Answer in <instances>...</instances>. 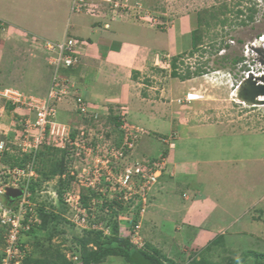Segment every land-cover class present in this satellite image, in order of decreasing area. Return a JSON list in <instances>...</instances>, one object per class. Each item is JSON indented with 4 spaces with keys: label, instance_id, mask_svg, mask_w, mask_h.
Instances as JSON below:
<instances>
[{
    "label": "rangeland",
    "instance_id": "374dc122",
    "mask_svg": "<svg viewBox=\"0 0 264 264\" xmlns=\"http://www.w3.org/2000/svg\"><path fill=\"white\" fill-rule=\"evenodd\" d=\"M115 1L119 4L118 7L104 0H88L84 11H75L72 4L71 12L76 15L97 16L99 20H112L110 16H119L122 20L148 23L156 29L165 30L176 21V33L179 37L177 43L186 51L178 61L179 72L185 74L187 69L195 72L202 68L206 73L187 80L174 78L171 75V60L175 56H171L165 60L166 63L161 58L156 67L151 68L144 78L141 77L142 80L139 81L142 84L146 82L139 89L142 97L164 103L172 115L171 118L168 117V122L173 123V130L170 133H159L137 126L129 118L131 115L127 112L126 104L90 103L82 94L83 88L78 85L79 78L82 77H78V73L73 74L74 72H61L67 77V80L63 79L67 81L66 93L61 94L60 99H53L56 107L54 121L65 127L72 139L79 140L80 147L77 149V145H73V151L70 147L62 149L64 143L60 140L56 142L53 138L47 139L36 154L30 153L28 148L24 151L22 134L29 112L25 105H13L6 100H0V173L25 167L35 160V189L27 201L39 212L40 223L24 238L30 245V254L24 264H81V250L95 248L96 241L101 238L98 232L103 231L106 234L107 222L111 226L117 225L119 229L121 225L122 236L129 238L138 248H146L150 252L159 250L165 264H255L254 255L264 257V215L258 204L253 205L246 212V216L235 218L229 225L219 221L217 228L214 225H208L207 228L199 225L195 228L196 225L183 221L182 218H176L171 223L161 214L153 215V212L158 211L156 205L160 200L155 194L156 187L166 174H171L169 163H172L173 153L181 139L178 126L186 123L192 126L218 124L223 134L228 133L229 137L225 135L217 138L209 132L203 138L193 139L196 135L191 134L188 142L190 155L185 154V158L190 156L201 162L214 161L215 158L223 156L236 158L235 165H242L239 172L243 173H236V181H242L245 176L250 181L251 188H256L254 192L251 191V195L263 193L264 187H261L262 190L258 189L260 177L263 176L262 169L251 166V158L259 156L261 150L264 151V104L253 106L240 103L233 97V92L243 79L244 70L259 69L256 62L244 56V51L247 44L264 34V0ZM25 5L27 4H23ZM250 7L255 8L253 21L247 19L251 14L248 10ZM237 10H242L243 14L238 15ZM38 11L37 3L35 12ZM37 13L36 18L34 14L31 18L33 25L39 28L43 24L40 26L42 20L40 16L37 18ZM5 14L7 0H0V15ZM242 20L246 23L241 24ZM222 21L226 23L222 24ZM105 27L108 28L109 25L106 24ZM193 30H198L202 40L198 50L191 55ZM8 32L7 24L0 19V90H16L25 98L47 97L56 73L53 65L56 53L49 51L50 42L45 43L46 40L25 34L23 42L14 44L7 39ZM183 33L185 35L181 36ZM70 34L67 37H75L83 42L81 61L87 42L78 38L80 35L75 32ZM60 36L58 42L64 39V35ZM257 46L263 50L260 43ZM31 58L41 61L47 73L36 86L23 83L17 70L24 68L23 63ZM234 58H243L247 64L245 69L241 71L237 65L232 66L231 61ZM18 61L20 65H17ZM188 94L198 95L194 102L200 103L191 105L186 101ZM78 97L86 101L87 112L77 110L75 99ZM153 104L156 105L155 102ZM183 131L185 135L189 132L188 129ZM130 133L137 135L135 147L121 159L120 147L126 134ZM185 140L187 141L186 138ZM185 145L186 143L182 147ZM77 153L81 155L78 156ZM162 156L167 164V173L152 188L145 204V212L137 216V208L132 204L123 208V212L107 213L105 208L115 194L106 180L110 178V181H114L118 178L120 172L116 168L140 160H157ZM202 167L207 175L206 182L211 185L218 181L223 183V179L230 177L224 176L222 172L212 174L208 165ZM248 168L251 173L246 176L245 171ZM54 171L56 173L53 175ZM85 178H90L88 182L96 185L102 181L99 191L105 192H99L90 201L91 211H88L86 224L78 220L80 212L62 199L65 189L80 191L82 196H88L91 191L87 189ZM104 181L107 183H103ZM13 203L7 200V204ZM230 210L231 213L234 211V216H238L241 211L238 206ZM212 219H215L214 216ZM95 220L98 223H94ZM135 222L139 228L135 233H130L131 229L128 228H132ZM96 224L97 227L94 228ZM202 231L209 234L205 236ZM98 264L130 263L122 256L113 255Z\"/></svg>",
    "mask_w": 264,
    "mask_h": 264
},
{
    "label": "crops",
    "instance_id": "0c3cea01",
    "mask_svg": "<svg viewBox=\"0 0 264 264\" xmlns=\"http://www.w3.org/2000/svg\"><path fill=\"white\" fill-rule=\"evenodd\" d=\"M72 1L7 0V14L0 15V19L7 24L9 31L7 39L11 43L19 44L23 42L25 34H30L40 40H46L45 43H54L60 41L61 34L64 35V39L71 36L70 33L79 34L78 38L87 42V47L83 49L79 67L71 72L78 73V77H82L79 78L78 85L83 88L82 94L86 100L96 104H126L127 112L131 115L129 118L137 126L159 133H170L174 127L173 123L168 122V117L172 116L170 109L166 108L164 103L143 98L139 89L146 82L142 84L139 80H142L141 77L144 78L151 68L156 67L161 58L165 62L171 56L186 52L177 43L179 37L176 33V21L167 26L166 30L164 28L162 30L148 23L122 20L119 16L115 18L110 16L112 20H99L97 16L72 14ZM37 3L38 13L35 12ZM23 4L27 5L23 6ZM36 13L37 18L40 16L42 20L40 26L43 24L39 28L33 25L34 21L31 18L33 14L36 18ZM106 24L109 25L108 28L105 27ZM184 35L183 33L181 36ZM17 65H20L19 61ZM23 65L24 68L20 67L17 70L27 86H36L47 74L44 64L39 60L31 58ZM48 71L51 73L50 68ZM133 72H136V80L132 77ZM193 95L195 100L186 99V101L195 106L200 103L194 102L199 96ZM154 102L156 105L153 104ZM178 127L181 131V139L173 153L172 159L175 161L169 163L171 174H166L156 187L155 194L160 200H157L159 204L156 205L158 211L153 212V215L161 214L171 223L176 218H182L183 221L196 225L195 228L199 225L204 228L214 225L217 228L219 221L229 225L235 218L246 216V212L257 204L264 215V191L261 194L257 192L251 195V191L256 188H251L250 181L246 180L245 176L242 181H236V173L243 174L239 172L242 165H235L236 158L223 156V158H215L214 161L204 162L192 159L190 156L185 158V154L190 155L188 142L192 137L191 134L196 135L192 137L193 139L203 138L209 132L211 136L217 138L229 134H223L218 124L192 126L186 123ZM187 129L189 132L183 134V130ZM185 143L183 148L182 145ZM247 162L248 160L245 161ZM251 162V166H259L262 169L263 176L260 177L258 188L261 189L264 187V151L261 150L259 156L251 158ZM202 165H208L212 174L222 172L224 176L231 178L223 179V183L218 181L211 185L210 182H206L207 175L204 174ZM245 172L246 176L250 174V168ZM236 206L241 210L238 216H234V211L231 213L230 210L235 209ZM213 216L215 219L211 220ZM202 233L205 236L209 234L207 231Z\"/></svg>",
    "mask_w": 264,
    "mask_h": 264
},
{
    "label": "built area",
    "instance_id": "2783aa9c",
    "mask_svg": "<svg viewBox=\"0 0 264 264\" xmlns=\"http://www.w3.org/2000/svg\"><path fill=\"white\" fill-rule=\"evenodd\" d=\"M104 1L115 7L119 6L115 0ZM87 2L88 0H73V9L77 12L84 11L87 8ZM257 43H260L264 50V34L245 46L244 56L256 62L259 69L257 71L254 69L244 70V77L239 84L245 79H248L251 74L255 78L264 76V53H258L257 49H259V47ZM81 45H83V42H80V40L75 37H67L61 42L48 43L49 51L56 53V58L53 63L56 73L53 78V85L47 97L25 98L16 90H0V100H6L13 105H25L29 112V118L25 119V128L22 134V136H24V144L22 143L24 151L28 148L30 153L35 152L34 154H36L40 146L44 145L47 139L49 140L52 138L56 142L60 140L64 143V145L61 146L62 149L70 147L73 151V145H77V149L80 147L78 143L79 140L72 139L70 132L66 131L65 127L54 121L56 118V107H54L53 99H60L61 94L66 93L65 86L67 77L62 73L74 71L80 65ZM244 61L245 60L237 65L241 71L243 67L247 65ZM258 83L262 82L258 80ZM193 97V94H188L187 100L191 101ZM75 104L78 111L83 113L87 112V103L83 98H76ZM34 130L36 132H34ZM82 135L84 134L82 133ZM136 137L137 135L133 133L126 134L124 143L119 150L121 159L126 157L127 152L133 151ZM77 155L80 156L81 154L77 153ZM164 161V156H162L157 160H140L133 162L131 165H119L118 168H116L120 172L118 178H115L116 180L114 181H110V178L106 180L108 184L111 185L110 187L114 190L115 194L109 202L113 204L112 209L116 212H123V208H127V205L133 204L135 205L134 207L137 208V216L142 215L145 212V204L147 203L152 188L159 182L161 176L165 174V171L168 169ZM34 162L35 160L28 163L25 167H19L9 172L3 171L0 173V264H24L25 259L30 254V245L24 241V238L38 227L40 223L39 212L27 201V199L33 195L31 186L33 185L35 177L33 169ZM85 180L87 189L91 191L88 196H85L87 198L82 196L80 191H67L65 189L63 190L65 192L62 195V199L80 212L77 216L78 220L86 224L88 211H91L90 201L93 200L92 198L94 195L99 192H105H103V190L99 191L102 181H99L97 186L93 182H88L90 178H85ZM106 181L103 183H107ZM9 188L22 191V195L11 205L7 204L6 199ZM136 201L139 202L137 203ZM84 202H86V204ZM105 209L107 213L111 211V207L109 206H106ZM94 223H98V221L95 220ZM96 227L97 224L94 225V228ZM131 227L132 228H128L132 230H130V233H135L136 229L139 228L136 222ZM105 229L106 234L110 233L108 222L105 224ZM119 231L122 236L121 232L123 228L121 225Z\"/></svg>",
    "mask_w": 264,
    "mask_h": 264
},
{
    "label": "trees",
    "instance_id": "16d2710c",
    "mask_svg": "<svg viewBox=\"0 0 264 264\" xmlns=\"http://www.w3.org/2000/svg\"><path fill=\"white\" fill-rule=\"evenodd\" d=\"M250 11V15L247 17L248 21H253L254 19V13L255 8L250 7L248 8ZM238 15H242V10H237ZM226 21H222V24H225ZM245 20L241 21V24H245ZM198 30H193L192 35V46L193 50L191 52V55L194 54V51L198 50V47L201 42V36L198 35ZM178 55L175 56L171 60V67L172 72L171 75L174 78H180L181 80H187L194 76H201L204 73H206L205 70H202V68L197 69L195 72H191L189 69H187L185 74H182L179 72V65L178 61L182 56ZM225 60H228L227 58H224ZM241 61H243V58H234L231 61L232 66L238 65ZM245 69V67H243ZM133 79L136 80V72H133ZM56 172H53V175ZM35 185L31 186V190L34 191ZM86 204V203H85ZM107 204V203H106ZM107 206L111 207V212L113 214H117L113 208V204L108 203ZM110 226V233L104 234L103 231L98 232L99 236L101 237L98 241H96L95 248L91 250H87L86 248H83L81 250L80 255V262L81 264H98L101 263L106 257L118 255L124 257L127 262L130 264H165L164 259L161 257V252L159 250H153V252L148 251L146 248H138L135 244L132 243V241L129 238L123 237L119 233V227L117 225ZM36 231H34L35 233ZM104 235V236H103ZM254 263L255 264H264V257H259L257 255H254ZM206 264V263H205ZM209 264V263H207Z\"/></svg>",
    "mask_w": 264,
    "mask_h": 264
},
{
    "label": "water",
    "instance_id": "95a60500",
    "mask_svg": "<svg viewBox=\"0 0 264 264\" xmlns=\"http://www.w3.org/2000/svg\"><path fill=\"white\" fill-rule=\"evenodd\" d=\"M258 53L263 54V50L260 48L257 49ZM258 80L264 83V76L255 78L252 74L250 77L246 80H244L240 87L243 91V97L248 101L256 102V98L260 95H264V84L258 83ZM240 88V89H241ZM22 195L21 190L17 189H8V192L6 194V199L9 201V203H13L18 197Z\"/></svg>",
    "mask_w": 264,
    "mask_h": 264
},
{
    "label": "bare ground",
    "instance_id": "6f19581e",
    "mask_svg": "<svg viewBox=\"0 0 264 264\" xmlns=\"http://www.w3.org/2000/svg\"><path fill=\"white\" fill-rule=\"evenodd\" d=\"M246 80V79H245ZM263 83V82H262ZM261 83V84H262ZM264 84V83H263ZM241 84H239V86L235 89V91L233 92V97L236 98V101L240 102V103H244V104H248V105H253V106H260L264 104V95H260L256 98V102L253 101H248L243 97V91L242 88L240 87ZM241 88V89H240ZM196 96V95H195ZM198 96V95H197ZM195 100V99H193ZM192 101V100H191Z\"/></svg>",
    "mask_w": 264,
    "mask_h": 264
},
{
    "label": "clouds",
    "instance_id": "9594fccd",
    "mask_svg": "<svg viewBox=\"0 0 264 264\" xmlns=\"http://www.w3.org/2000/svg\"><path fill=\"white\" fill-rule=\"evenodd\" d=\"M189 101V100H188Z\"/></svg>",
    "mask_w": 264,
    "mask_h": 264
}]
</instances>
